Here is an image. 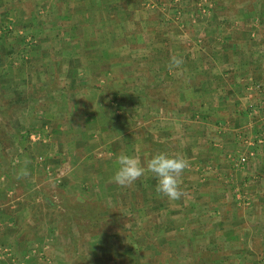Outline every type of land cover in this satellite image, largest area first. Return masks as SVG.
Here are the masks:
<instances>
[{"label": "rangeland", "instance_id": "1", "mask_svg": "<svg viewBox=\"0 0 264 264\" xmlns=\"http://www.w3.org/2000/svg\"><path fill=\"white\" fill-rule=\"evenodd\" d=\"M138 1L155 9L161 26L178 31L182 24L192 22L194 28L202 20L219 36L246 38V51L257 45L259 54H252L264 58V0H95L90 7L88 0H0V75L11 82V89L0 85V175L7 174V186L16 187L14 197L6 194V199L33 207V227L40 231L29 226L27 240L0 229L13 237L0 240V264H264L262 234L250 237L246 210L231 204L233 190L242 197L244 178L226 173L231 167L243 169L247 161L238 160L249 154L247 144L264 147V132L250 139L242 128L235 131L232 122L219 125L212 119L201 130L197 114L169 108L162 90L152 96L148 79H137L149 69L147 57L138 61L131 43L130 31L141 26L137 18L146 13L136 9ZM163 3L166 9L158 7ZM116 16L118 21L123 16L125 24L123 48L114 47L117 38L114 34L110 41L107 33ZM57 32L73 43L84 41L87 48L89 42L98 45L87 54L88 84L71 81L52 65L71 53L69 45L57 53ZM101 43L114 46L102 50ZM8 46L18 51L11 67L5 62ZM41 57L51 75L43 87L35 85L40 67L35 62ZM25 78L26 86L13 84L21 85ZM256 86L254 96L245 93L243 108L260 114L264 86ZM155 102L166 108H149ZM161 151L189 161L179 199L158 193L157 178L147 170L128 186L112 179L119 154L145 163ZM19 154L38 158L42 167L37 175L20 173ZM214 156L224 160L218 163ZM225 156L234 158L235 165ZM47 199L54 204L42 209ZM218 201L226 207L213 208ZM28 249L34 251L25 261Z\"/></svg>", "mask_w": 264, "mask_h": 264}, {"label": "crops", "instance_id": "2", "mask_svg": "<svg viewBox=\"0 0 264 264\" xmlns=\"http://www.w3.org/2000/svg\"><path fill=\"white\" fill-rule=\"evenodd\" d=\"M88 1V7L94 5L92 1L95 0ZM136 4V9L141 11L146 7L144 5L140 6L139 1ZM158 7L166 9V4L163 3ZM145 10L146 13H141L137 18V22L141 23V26L133 27V30L130 31L132 48L135 51L133 55L137 57L138 61H143L145 59L143 57L146 56L149 67L148 71L146 73L144 71L140 73L137 79H148V90L152 96H160V90H162L164 98L166 97L169 99V108H187V111L197 114L195 120H199V123L202 124L201 130L209 119L214 120L215 123H219V125H223L225 122L229 121L232 122L235 131L242 128L243 131L247 132L250 139L257 140L259 134L264 132V108L260 110V114H256V111H253L252 108H243V106H245L244 98L246 94L248 95V91L254 96V92H257L255 90V87H257L256 84H263L264 86V58H258L253 55L259 54L255 51L257 50V45H255V47L250 46L251 51H246V38L238 40L233 37L232 34H222L223 36H219V30H215L214 26L203 24L202 20L201 24H197L195 21L193 24L194 28L190 24L192 22L187 23L192 29H188L187 25L185 26V24H182L178 31H173L170 30L169 25L166 26L163 24V26H161L159 24L155 9H151V7L148 6ZM60 15L63 16L64 14ZM166 17L167 16L164 18ZM110 27L107 33L110 35V41L111 36L115 34L117 46L113 44L108 46L101 43L99 47L102 50H108L113 46L123 48L125 44L124 36L127 35L125 34L126 30L123 16L119 18V21L118 16H116L115 25H111ZM42 28L41 34L43 35L45 30L43 26ZM70 32L72 35L76 34L71 29ZM176 33L179 35H176ZM63 34L64 32H57L58 36L55 35V37L57 36L59 38L57 53L59 54V51L63 52L64 46L69 45L71 46L70 56L66 57L64 55L66 58L61 57L55 64L53 61L52 65H55L56 69L59 67V72L67 75L71 81L79 82L81 85L88 84L87 81L91 69L90 67L88 69L87 65H91L89 59L91 55L87 54L90 52L89 49L98 45L96 42H93V45L89 42L87 48L84 41L82 43L81 41L73 43L66 37L63 39ZM212 35H214L213 39L211 38ZM207 37L208 39L205 41L204 39ZM72 43L74 45H72ZM47 45H49V42ZM7 50L9 54L5 62L8 64L7 67H11L15 59L12 54H16L18 51L12 46H8ZM261 53H264V51L261 50L260 54ZM173 55L182 58V63L179 66L171 64V57ZM75 59H79L80 62ZM23 60L26 61L25 58ZM35 63L37 66H40L37 72V83H35V85L37 84L39 87H43L44 83L51 75H48L47 68L44 66L43 57H41V62L36 61ZM7 70L8 68H6L4 72ZM27 78H25V80H27ZM28 82V80L25 82L21 81L20 85V81L17 82L15 80L13 84L19 85V88H21L23 83L26 86ZM3 84V89H11V82L9 83L4 75H0V85ZM135 95L141 96L139 92L135 93ZM248 101L247 98V102ZM165 105L166 103L161 106L158 102H155L153 105L150 104L149 108H166ZM198 108H201V110ZM232 113H234V115H232ZM82 130L83 126H79L76 129V136H79V132ZM149 130H151V126ZM71 142L74 144L73 146L79 144L75 140H71ZM150 144H152V142L149 139L148 145ZM258 145L259 143L254 145L247 144V151L250 150L247 155V162L244 164L241 171L234 168L232 169L231 167L230 170L233 171V173L229 170L226 173H228V176L232 174L233 176H236V174L239 177L243 176L242 178L244 179L242 180L244 181L240 184L241 186H239L240 189H242V197L237 194V191L235 192L233 190L234 201H232L231 204L233 208L235 206H241L246 210V233L251 237L252 234L257 231L262 234L261 238L260 236L259 238L264 240V147L261 148ZM149 152H151L150 149L148 153ZM153 154H155V152ZM195 154H192L191 157L195 156ZM54 155L56 156L57 153L51 154V156ZM50 158L52 159V157ZM193 159L196 160L197 157L195 156ZM214 159L219 161L218 163L224 160L220 159V156H214ZM15 160L20 166V173L26 172L35 176L37 175L38 169L42 167L37 157L32 159L26 154L17 155ZM27 160L33 163L24 165V161ZM226 160L229 162L232 159L231 157H226ZM232 164L235 165L234 158ZM3 173L4 172L0 175V229H6L7 231L5 230L4 233L14 231L16 233V235H14L15 238L24 236L28 240L31 236H28L29 234H27V231L32 230L28 227H33L35 224L37 225L36 221L31 218L34 208H30L27 204L19 206L21 202L14 201L13 199H6V194L8 197H14L16 187L7 186L5 181L9 178H7V174ZM218 174H221L219 168L217 175ZM154 177H156L155 174ZM27 180H32V178L28 177ZM20 198L21 196L18 197V199ZM53 204L54 203L47 199L42 209H46ZM194 205L197 206V204ZM225 207V202L218 201L213 208L221 210ZM256 227H259V229H256ZM33 231L40 233L37 229ZM4 233H0V235H2V237L0 236V240H13L12 236L10 237L8 234ZM234 238H241V236L239 234L234 236ZM31 251H34V249L25 251V261H27V256H31L29 254Z\"/></svg>", "mask_w": 264, "mask_h": 264}, {"label": "clouds", "instance_id": "3", "mask_svg": "<svg viewBox=\"0 0 264 264\" xmlns=\"http://www.w3.org/2000/svg\"><path fill=\"white\" fill-rule=\"evenodd\" d=\"M182 58L175 55L171 57V64L179 66ZM117 167L112 179L120 186L131 185L145 171H150L157 178L156 191L169 200L179 199L182 195L181 176L186 168L189 167V161L180 154L170 155L161 151L151 155L150 158L142 163L134 155L121 153L116 159ZM26 174V173H25Z\"/></svg>", "mask_w": 264, "mask_h": 264}, {"label": "built area", "instance_id": "4", "mask_svg": "<svg viewBox=\"0 0 264 264\" xmlns=\"http://www.w3.org/2000/svg\"><path fill=\"white\" fill-rule=\"evenodd\" d=\"M239 164L241 163V164H243V163H245L246 161H247V156H242L241 158H239Z\"/></svg>", "mask_w": 264, "mask_h": 264}]
</instances>
